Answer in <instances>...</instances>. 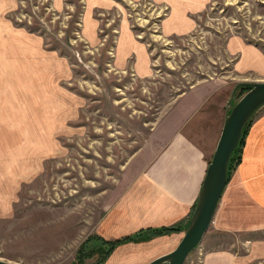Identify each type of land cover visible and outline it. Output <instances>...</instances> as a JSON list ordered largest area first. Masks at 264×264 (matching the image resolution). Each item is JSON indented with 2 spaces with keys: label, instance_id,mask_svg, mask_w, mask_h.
<instances>
[{
  "label": "rangeland",
  "instance_id": "1",
  "mask_svg": "<svg viewBox=\"0 0 264 264\" xmlns=\"http://www.w3.org/2000/svg\"><path fill=\"white\" fill-rule=\"evenodd\" d=\"M202 1L190 16L193 29L167 36L163 24L172 7L164 0H102L94 8L91 0H0V6L8 2L0 14L1 260L106 264L123 245L103 257L99 226L111 200L162 146L164 118L179 97L198 83L219 81L225 90L193 133L212 143L211 162L234 88L264 82L238 66L249 52L232 54L228 46L234 39L264 54V0ZM125 28L144 48L147 76L136 73V57L126 68L117 64ZM248 90L241 88L234 104ZM258 122L264 107L233 155L230 175L237 179L229 180L213 224L185 264H200L210 250L247 255L255 245L262 257L254 264H264V222L256 209V216L247 212L238 179ZM249 218L257 228L244 226ZM235 221L238 228L228 229Z\"/></svg>",
  "mask_w": 264,
  "mask_h": 264
},
{
  "label": "crops",
  "instance_id": "2",
  "mask_svg": "<svg viewBox=\"0 0 264 264\" xmlns=\"http://www.w3.org/2000/svg\"><path fill=\"white\" fill-rule=\"evenodd\" d=\"M164 1L172 7L169 18L163 24L167 36L187 34L191 31L193 29L191 14L200 12L204 7L202 0ZM8 2L0 6V14L4 12ZM101 3L102 0H91L93 8ZM126 28L122 30V37L118 42L117 64L120 68H126L129 59L136 57V73L142 77L147 76L149 63L144 48L134 41L131 32ZM92 37L94 39L95 35ZM122 41L126 43H122L126 51L120 50ZM229 45L232 54L239 53L241 49L249 52L251 58L248 61L244 54H241L238 63L241 69L242 66H246L249 71L256 72L261 79L264 78V54L261 51L234 39L230 40ZM224 90L225 85L222 82H202L179 97L168 116L164 118L161 128L165 138L162 135L158 136L163 138L162 146L146 166H141L130 181L123 183L121 192H117L111 200L99 226L100 237L107 241L136 237L141 231L151 229L175 227L176 230L155 236L147 242L122 243L123 245L112 253L106 264H148L172 252L179 245L196 208L210 163L207 152L212 143L201 142L206 140L199 139L193 133L196 132L199 121L205 120V110L210 109ZM23 108L30 109L27 105ZM257 125L248 134L243 149V167L238 179H243L247 212L254 214L255 209L260 212L258 221L261 225L264 222V122H258ZM41 131L43 132L42 124ZM248 147L253 149L252 153L248 151ZM34 150L32 148L36 157L43 155V151ZM231 177L230 175V181L237 179V175ZM238 184L242 186L241 183ZM232 202H235L234 198H230L227 203ZM248 221L244 226L258 227L255 224L257 221L254 224L252 218ZM236 226L235 221L233 226L227 228L236 230L238 228ZM259 227L262 228L264 225ZM259 253L256 245L251 247L247 255L242 256L225 249L210 250L202 257L200 264H254L262 257L258 255Z\"/></svg>",
  "mask_w": 264,
  "mask_h": 264
},
{
  "label": "water",
  "instance_id": "3",
  "mask_svg": "<svg viewBox=\"0 0 264 264\" xmlns=\"http://www.w3.org/2000/svg\"><path fill=\"white\" fill-rule=\"evenodd\" d=\"M244 87L250 89L234 104L238 92ZM263 106L264 82H243L234 88L228 101L222 132L208 165L187 231L176 249L148 264H185L190 254L200 246L214 222L216 211L227 187L232 155L242 139L246 126ZM0 264L14 263L0 259Z\"/></svg>",
  "mask_w": 264,
  "mask_h": 264
},
{
  "label": "trees",
  "instance_id": "4",
  "mask_svg": "<svg viewBox=\"0 0 264 264\" xmlns=\"http://www.w3.org/2000/svg\"><path fill=\"white\" fill-rule=\"evenodd\" d=\"M242 141H243V136H242V139L238 145L239 147L242 144ZM239 147L236 148L234 153L238 151ZM234 153H233V155H234ZM233 155H232V158H233ZM232 158H231V161H232ZM231 161H230V165H231ZM230 168L231 167L229 166L228 180L230 178ZM189 222L187 223V227L189 226ZM175 230H176L175 227L174 228H170V227L169 228H161L159 230H152L151 229V230L141 231V233L136 235V237L125 238V239L115 240V241H106L105 240L104 243H105L106 249H105V253H104L103 257L108 258V256L113 252V250L121 243L129 242V241H136V240H139V238H141V237L142 238L143 237H155V236H159V235H163V234H169L170 232L175 231Z\"/></svg>",
  "mask_w": 264,
  "mask_h": 264
}]
</instances>
